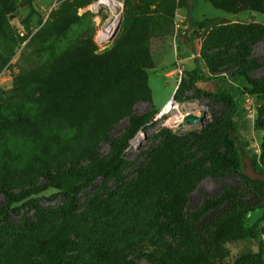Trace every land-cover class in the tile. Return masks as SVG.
<instances>
[{"label":"rangeland","instance_id":"rangeland-1","mask_svg":"<svg viewBox=\"0 0 264 264\" xmlns=\"http://www.w3.org/2000/svg\"><path fill=\"white\" fill-rule=\"evenodd\" d=\"M95 1L0 0V259L39 260L36 251L21 258L24 239L58 230L72 211L115 236L117 254L92 264H256V240L219 239L240 210L264 205V183L245 154V176L221 160L230 104L218 79L238 98L236 119L264 166V96L248 82L264 89V14L244 9L247 0H230L229 11L193 0L192 26V0H114L118 25L100 43L110 13L94 14ZM195 69L205 80L192 85ZM169 101L199 106L202 123L178 128ZM133 117L147 122L129 138ZM125 140L120 179L84 178L72 198L49 183L60 169L89 172ZM144 175L140 193L160 209L136 199L120 210L115 195ZM2 184L15 193L46 187L8 204ZM89 228L60 235L70 244L65 261L80 253L89 262Z\"/></svg>","mask_w":264,"mask_h":264},{"label":"trees","instance_id":"trees-1","mask_svg":"<svg viewBox=\"0 0 264 264\" xmlns=\"http://www.w3.org/2000/svg\"><path fill=\"white\" fill-rule=\"evenodd\" d=\"M230 0H211L212 4L219 9L229 11L231 6ZM187 6V5H186ZM247 10H254L264 14V0H247L246 8ZM194 5L193 0L190 6H187V21L194 26L196 24L193 18ZM186 34V32H185ZM187 39H190L189 33L187 31ZM190 42V40L188 41ZM241 76V74H238ZM198 80H205L204 77L199 76L198 70L195 69L191 74V83L195 85ZM221 86L218 88V95L224 97L229 101L230 109L225 119L224 133L221 140L222 154L221 160L228 165V167L240 176H245L243 172L242 164V154H245L251 159L254 170L260 173L264 183V166L260 163V160L255 152L249 149V144L245 140L241 130L242 125L236 119L238 113L240 112V104L238 98L233 93V91L226 85V79L220 77L218 79ZM249 84L252 86L251 92L256 95L264 96V89L258 86L254 81L248 80ZM60 88L66 89L63 86ZM70 91V90H69ZM68 91V92H69ZM47 95L56 96L57 93L54 88H49ZM143 117H133L131 119V134L129 138L138 132V130L147 122V119ZM127 140L122 141L118 144H114L112 155L105 160L98 162L95 167H93L89 172H70L65 169H60L52 175H49V183L55 188H57L63 195L72 198V195L76 193L78 186H80L81 181L84 178H88L89 181H93L98 177L110 178L115 177L120 179L121 170L123 169L122 154L127 146ZM149 178L145 175L139 179L138 182H131L129 184H124L117 195L116 198L119 201L120 210L131 209L134 205L136 199H141L143 202H149L154 208H159L160 204L153 201L143 193H140L141 185L146 182ZM46 186H39L35 184L29 188L20 189L18 192L10 191L5 184H2V192L6 197L8 204L19 203L27 199L31 195L37 194L40 190L44 189ZM119 209V208H118ZM160 209V208H159ZM261 211V216L253 224H250L249 213H255L256 211ZM3 215V214H1ZM64 225L58 230L43 231L38 236L30 237L29 239H24V251L22 259L28 260V256L32 251H36V255L40 256L39 260H28L27 264H89L93 262L95 256L108 257L109 254H117L115 252V236L108 229L97 225L96 222H88L86 219L76 216L72 211L66 212L64 216ZM264 223V205L259 206L254 209H242L239 214L236 215L232 229L229 233L219 234V239L221 242L230 241H245V240H256L258 244V252L251 255V258L256 264H264V241L263 228L261 225ZM87 225L91 226L89 228V239L90 250L89 254L86 256L89 262L82 261L81 254L76 253L70 256L71 260L65 261L64 253L67 249V243L65 238L71 235V232L76 230L80 234L82 229ZM99 229L95 230V227ZM65 234V242L63 245L59 243L60 235ZM16 238V237H13ZM23 239V238H21ZM59 244H56V243ZM14 257H17L15 254ZM20 257V256H19ZM11 261H3L0 259V264H6Z\"/></svg>","mask_w":264,"mask_h":264},{"label":"bare ground","instance_id":"bare-ground-1","mask_svg":"<svg viewBox=\"0 0 264 264\" xmlns=\"http://www.w3.org/2000/svg\"><path fill=\"white\" fill-rule=\"evenodd\" d=\"M100 2L102 5L107 6L109 9L110 8L115 9V7H117V5H116L117 2L114 0H100ZM115 20H117L116 24H115ZM108 21L105 24L103 31L101 33V36H100L101 39L104 38L105 36L106 37L109 36V34L112 33L114 29H116V27L118 25V17H111L108 19ZM172 105H173V103L171 101H169L166 105L165 110L166 109H172L174 112L178 113V121L176 124L177 127L182 122V119L186 114H195V115L200 117V112L198 111V110H200L199 106L189 105L186 108V107H184V105H179V106L177 104H175V106H172ZM181 111H184V113H181ZM140 139H141L140 136H137L136 139L134 140V143L140 141Z\"/></svg>","mask_w":264,"mask_h":264},{"label":"built area","instance_id":"built-area-1","mask_svg":"<svg viewBox=\"0 0 264 264\" xmlns=\"http://www.w3.org/2000/svg\"><path fill=\"white\" fill-rule=\"evenodd\" d=\"M102 8L107 9V11L110 13V16L108 17V19L111 18V17H117L116 14H114V11L111 12L107 6L102 5L101 2H100V0H96V1L91 5V10H92L93 13L96 14V15H98V14L101 12ZM108 12H107V13H108ZM118 17H119V16H118ZM108 19H107V21H108ZM118 19H119V18H118ZM107 21L105 22V24L107 23ZM105 24L103 25V27L101 28V30H100L99 33H98L97 40H98V42H100V43H102V42H106V41H108L109 39H111V38L114 36V33H115V31H116V29H114L113 32L109 34V36H107V37L105 36L104 38L101 39L100 36H101V33H102V31H103V28H104ZM116 28H117V27H116Z\"/></svg>","mask_w":264,"mask_h":264},{"label":"water","instance_id":"water-1","mask_svg":"<svg viewBox=\"0 0 264 264\" xmlns=\"http://www.w3.org/2000/svg\"><path fill=\"white\" fill-rule=\"evenodd\" d=\"M203 112H205L202 109ZM202 123V118L195 115V114H186L183 119L182 122L178 125V128H183L186 126H193V125H197V124H201Z\"/></svg>","mask_w":264,"mask_h":264}]
</instances>
